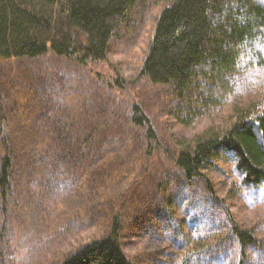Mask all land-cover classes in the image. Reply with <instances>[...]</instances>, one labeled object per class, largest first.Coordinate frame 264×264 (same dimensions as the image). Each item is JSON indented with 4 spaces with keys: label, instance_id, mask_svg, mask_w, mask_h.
<instances>
[{
    "label": "rangeland",
    "instance_id": "obj_1",
    "mask_svg": "<svg viewBox=\"0 0 264 264\" xmlns=\"http://www.w3.org/2000/svg\"><path fill=\"white\" fill-rule=\"evenodd\" d=\"M166 6L139 0L101 63L79 66L52 54L0 61L1 101L7 111L0 121L10 124L11 133L31 149L30 156L40 151L42 127L50 117L62 121L60 125L68 119L81 120L83 126L100 123L113 134L103 161L104 169L111 172L106 188L111 199L77 194V181L64 183V190L60 185L39 186V164L28 162L26 171L32 176L20 182L17 199H9L7 205L5 236L14 254L13 264H56L88 239L103 235L111 218L121 225L122 248L133 264H181L187 252L196 256L201 252L191 251V227L212 220L218 230L227 213L259 242L246 249L243 264H264V185L241 187L231 159L224 155L204 172L215 197L208 196L202 186L195 187L202 211L192 220L181 177L170 159L183 141L208 128L227 125L233 107L260 103L264 99V66L247 64L233 78L221 105L204 107L190 126L180 125L176 117H185L197 107L177 110L168 88L138 77L156 20ZM134 106H140L148 117L155 141H147L145 130L131 126ZM151 153L156 154L155 161L146 160ZM146 170L152 173L141 176ZM209 256L202 261L193 257L186 264H241L242 260L234 242Z\"/></svg>",
    "mask_w": 264,
    "mask_h": 264
},
{
    "label": "trees",
    "instance_id": "obj_2",
    "mask_svg": "<svg viewBox=\"0 0 264 264\" xmlns=\"http://www.w3.org/2000/svg\"><path fill=\"white\" fill-rule=\"evenodd\" d=\"M154 1L167 6L156 20L138 77L151 85L168 88L177 110L197 107L185 117H176L180 125L190 126L204 107L221 105L227 99L233 78L247 64L249 67L259 62V66H264V3L257 0ZM138 2L0 0V61L52 54L79 66L104 62L112 39L127 23ZM4 113L7 111L0 93V118H5ZM232 117L221 128H208L183 141L170 156L173 168L181 177L192 220L202 211L199 205L202 199L195 198V187L200 185L208 196L215 197L212 183L204 172L224 155L231 159L241 187L264 185V99L243 109L233 107ZM60 123L55 117L48 119L42 127L40 151L30 156L31 149L11 133L10 124L0 121V264L15 263L5 236L9 227L7 205L9 199H17L16 187L20 182L32 176L26 171L29 161L39 164V186L60 185L64 190V183L77 181V194L82 192L88 199L92 196L111 199L106 193L111 172L104 169L103 161L108 157L112 131L100 123L83 126L81 120L75 119ZM130 123L134 129L145 130L147 141H155L151 122L140 106L133 107ZM148 155L146 160L155 161L156 154ZM151 173L146 170L141 176ZM149 181L153 182L152 178ZM120 226L117 218L109 219L103 235L88 239L56 264H133L122 248ZM215 227L212 220L200 221L191 227L194 231L190 233L194 236L191 251L201 249V252L197 256L187 252L181 257V264L193 257L208 260L209 255L229 242L237 246L243 264L246 249L259 244L251 231L235 223L230 213L224 219L223 228L215 230ZM181 237L186 239L187 235Z\"/></svg>",
    "mask_w": 264,
    "mask_h": 264
}]
</instances>
